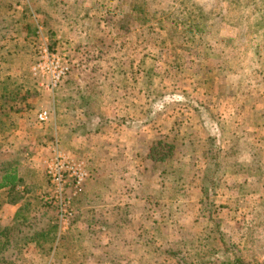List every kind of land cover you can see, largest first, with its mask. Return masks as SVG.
I'll use <instances>...</instances> for the list:
<instances>
[{"label":"rangeland","instance_id":"1","mask_svg":"<svg viewBox=\"0 0 264 264\" xmlns=\"http://www.w3.org/2000/svg\"><path fill=\"white\" fill-rule=\"evenodd\" d=\"M15 160L6 264H264V0H0Z\"/></svg>","mask_w":264,"mask_h":264},{"label":"trees","instance_id":"2","mask_svg":"<svg viewBox=\"0 0 264 264\" xmlns=\"http://www.w3.org/2000/svg\"><path fill=\"white\" fill-rule=\"evenodd\" d=\"M18 165H19L18 161L16 160L8 161V162L6 161L3 163V168L0 170V172H2V174L0 175V195H2L3 203L5 204L9 203V204L15 205V204H19L20 201L25 200L24 195H23L24 192L20 190L21 187L23 186L25 187L24 185L25 182H24V179L18 175ZM6 201H9V202H6ZM41 201L44 205V198H42ZM27 205H30V204L27 203ZM53 226L54 225H52V227ZM28 228H32V227L29 225ZM21 230L22 229H16L15 227L14 228L6 227L0 230V236H3L2 238H7V240H5L6 242L3 244L4 249H6L7 244L9 245V237L12 236L11 232L13 231L16 232L15 234L16 236H18L20 235ZM2 241L3 240H1V237H0V242L2 243ZM228 260L229 262L225 264H260L258 262L246 263L240 258H237V259L228 258ZM0 264H6L5 260L0 261Z\"/></svg>","mask_w":264,"mask_h":264},{"label":"built area","instance_id":"3","mask_svg":"<svg viewBox=\"0 0 264 264\" xmlns=\"http://www.w3.org/2000/svg\"><path fill=\"white\" fill-rule=\"evenodd\" d=\"M40 65L41 63L39 64V66ZM51 65H52V70H50L51 74L49 79H51L52 86L55 87L56 84L61 80V78L65 77L69 72V64L67 61L62 62V60L59 57L53 56L51 60ZM39 119L40 121H46L47 113L42 112L39 115ZM60 162L62 163V161L59 159V161H57V167L59 169L53 175L54 181L57 182L59 188H61L62 182L64 180L63 172L61 171L62 164ZM61 208H63V206Z\"/></svg>","mask_w":264,"mask_h":264},{"label":"crops","instance_id":"4","mask_svg":"<svg viewBox=\"0 0 264 264\" xmlns=\"http://www.w3.org/2000/svg\"><path fill=\"white\" fill-rule=\"evenodd\" d=\"M20 205L19 204H15V205H10V204H5L4 207H3V210H8L10 211L12 217L14 216L15 212H17V209H19ZM13 211H15L13 213ZM0 214L2 215V211H0ZM11 220V218H9Z\"/></svg>","mask_w":264,"mask_h":264}]
</instances>
